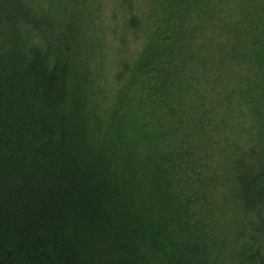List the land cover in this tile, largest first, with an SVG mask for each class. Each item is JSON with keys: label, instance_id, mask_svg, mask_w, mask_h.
<instances>
[{"label": "trees", "instance_id": "obj_1", "mask_svg": "<svg viewBox=\"0 0 264 264\" xmlns=\"http://www.w3.org/2000/svg\"><path fill=\"white\" fill-rule=\"evenodd\" d=\"M168 1L201 12L200 0ZM224 2L238 17L214 49L207 36L195 48L189 33H149L103 112L61 49L0 55V264H220L208 229L217 178L201 161L211 72L232 81L228 111L246 123L226 174L263 244L242 241L239 263L264 264V0L213 7ZM22 7L0 0V24L15 28Z\"/></svg>", "mask_w": 264, "mask_h": 264}, {"label": "rangeland", "instance_id": "obj_2", "mask_svg": "<svg viewBox=\"0 0 264 264\" xmlns=\"http://www.w3.org/2000/svg\"><path fill=\"white\" fill-rule=\"evenodd\" d=\"M203 1L206 0L197 3L201 12H191L183 5L175 14L168 0H21L26 16L15 23V28L7 20L0 24V55L10 52L13 46L24 53L36 46L52 47L54 52L61 49L74 68L86 71L95 101L103 112L115 101L116 92L127 84L128 79L125 80L149 33H161L164 28L163 33L171 30L189 33L194 37L191 45L195 48H200L206 41L203 36H207L208 48H215L223 22L235 20L238 13L231 3L224 2L222 9H218L213 7L218 0H208V4H202ZM185 12L189 17L184 16ZM13 37H18L15 45L10 44ZM232 79L234 82L237 78ZM210 80V85L202 86L201 90L206 108L211 100L217 104L209 114L211 118L205 117L204 129L212 141L208 146L203 143L202 150L199 149L204 162L202 170L206 176L217 178L212 187L213 216L208 229L222 253L219 263L241 264L238 256L242 241H250L253 249L263 244L259 234L256 241L249 238L251 225L236 209L226 174L230 172L231 144H241L246 123L240 114L228 111L223 92H230L232 81H222L215 72L210 73ZM260 251H264L263 246Z\"/></svg>", "mask_w": 264, "mask_h": 264}]
</instances>
